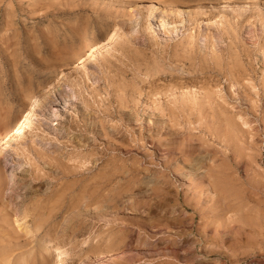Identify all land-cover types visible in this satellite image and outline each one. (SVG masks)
Segmentation results:
<instances>
[{"label": "rangeland", "instance_id": "rangeland-1", "mask_svg": "<svg viewBox=\"0 0 264 264\" xmlns=\"http://www.w3.org/2000/svg\"><path fill=\"white\" fill-rule=\"evenodd\" d=\"M174 1L0 0V264H264V0Z\"/></svg>", "mask_w": 264, "mask_h": 264}, {"label": "bare ground", "instance_id": "bare-ground-1", "mask_svg": "<svg viewBox=\"0 0 264 264\" xmlns=\"http://www.w3.org/2000/svg\"><path fill=\"white\" fill-rule=\"evenodd\" d=\"M174 2L179 3V2H181V0H175ZM118 34L119 33L117 30L114 31L110 37V40H108V42L104 46H95L91 50V52L87 55V57H85L84 59L79 61L76 65H74L71 68V70L81 71L83 69V67H85L88 60L92 59L95 56V54L99 53L101 55L104 51H107L113 45L114 40L116 39V37H118ZM54 89H56V88L55 87L46 88L44 93L49 95V94H51V92L54 91ZM40 106H42L40 98L37 96L31 97L29 108L26 112H24L23 114L20 115V119L17 122L18 123L17 126L9 129L8 131H4V133L2 134L5 136H4V138L0 139V148L1 149L5 148L10 143V141L12 139H14L16 137H21L23 135L24 130L26 129L27 126H29L32 117L37 114ZM2 114L6 115V114H8V112L7 111L1 112V115ZM63 252H64V247L62 246L61 243H55L54 242V243H51L48 246L44 247V254H46L48 257L54 256V255L59 257V259L53 264H62Z\"/></svg>", "mask_w": 264, "mask_h": 264}]
</instances>
